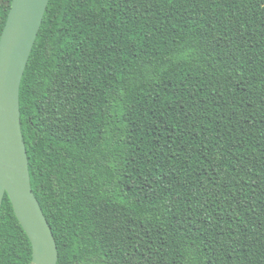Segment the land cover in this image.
Listing matches in <instances>:
<instances>
[{"label":"trees","instance_id":"obj_1","mask_svg":"<svg viewBox=\"0 0 264 264\" xmlns=\"http://www.w3.org/2000/svg\"><path fill=\"white\" fill-rule=\"evenodd\" d=\"M20 109L57 264H264V0H50Z\"/></svg>","mask_w":264,"mask_h":264},{"label":"water","instance_id":"obj_2","mask_svg":"<svg viewBox=\"0 0 264 264\" xmlns=\"http://www.w3.org/2000/svg\"><path fill=\"white\" fill-rule=\"evenodd\" d=\"M50 0H12L0 37V210L7 193L32 244L31 264H57L58 245L31 184L20 87Z\"/></svg>","mask_w":264,"mask_h":264},{"label":"rangeland","instance_id":"obj_3","mask_svg":"<svg viewBox=\"0 0 264 264\" xmlns=\"http://www.w3.org/2000/svg\"><path fill=\"white\" fill-rule=\"evenodd\" d=\"M9 0H0V5H7Z\"/></svg>","mask_w":264,"mask_h":264}]
</instances>
